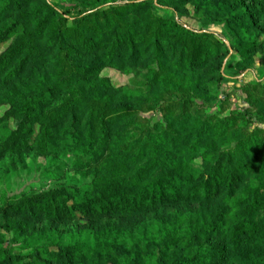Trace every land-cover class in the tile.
Masks as SVG:
<instances>
[{"label": "rangeland", "instance_id": "1", "mask_svg": "<svg viewBox=\"0 0 264 264\" xmlns=\"http://www.w3.org/2000/svg\"><path fill=\"white\" fill-rule=\"evenodd\" d=\"M222 1L32 0L15 9L13 0H0L6 20L20 17L30 30L44 15L51 29L37 40L35 60L17 76L0 78V221L5 205L23 194L63 189L70 204L81 201L79 190L134 174L124 155L137 157L141 146L165 145L170 136L179 143V159L170 166L180 174L219 165L244 185L264 188V2L245 0L244 21L241 5ZM43 4L54 10L37 11ZM173 27L195 35L188 50L183 44L190 38L177 43ZM131 34L135 54L127 46ZM14 39L0 42V55ZM10 90L49 91L41 124L56 120L59 107L64 119L44 132L7 117L10 105L2 101ZM120 106L128 109L114 112ZM91 119L95 131L107 124L104 154L84 143ZM226 194L135 216H8L0 244L11 253V264H125L123 255L110 250L122 243L128 260L136 258L132 247L139 244L140 264L169 263L189 242L187 215L217 211ZM261 244L256 239L221 264H264L254 253Z\"/></svg>", "mask_w": 264, "mask_h": 264}, {"label": "trees", "instance_id": "2", "mask_svg": "<svg viewBox=\"0 0 264 264\" xmlns=\"http://www.w3.org/2000/svg\"><path fill=\"white\" fill-rule=\"evenodd\" d=\"M13 1V8L17 9L22 4H29L32 0ZM228 1L223 0L222 2L226 4ZM234 1L247 12L244 15V21H247L249 11H247L245 0ZM47 9H50L51 12L54 10L48 4L36 7L37 11ZM32 23L33 27L29 30L20 17L6 20L5 14L0 10V42L12 36H15L16 39L10 48L0 55V78L3 74L6 79L21 73L29 62L36 59L37 55L35 56V54H39L36 53V49L41 51L37 40L51 34L49 16L42 15L40 19ZM173 29H175L174 35L177 43H182L185 39L190 38V40L187 39L189 43L183 44L184 49L188 50L189 44H194L195 35L189 34L185 29L178 30L177 27H173ZM133 32L135 31L133 30ZM132 37H134L133 34L131 37L127 35L126 41L128 48L134 52L132 54H135L138 52V45L134 43ZM49 40L52 42L54 37L47 40L45 44L47 47ZM159 40L160 36L158 35L157 44H159ZM50 47L52 46L50 45ZM194 48L195 45L192 46L193 50ZM207 59L208 56L205 60ZM219 65H223V59L220 60ZM220 76L222 77L221 73ZM2 102H7L10 105L6 113L7 117L23 118L22 120L29 121L28 128L30 129L39 125L40 131L47 132L48 128L54 129V123H60L64 119L63 107H59L58 115L54 116L56 120L46 121L44 126L41 124L42 112L51 104L49 91H31L29 95H23L16 90H10ZM126 109H128L127 106H120L114 112L119 114ZM89 123L88 140L84 143L96 144L99 154H104L108 142L107 124L102 121L101 129L95 131L93 119ZM24 134L27 133L24 131ZM158 144L156 142L147 145L150 150L149 154L147 146L143 149L141 146L137 157L124 155L121 160L126 165L129 162L134 165V174L107 177L94 183L88 190H79L77 194L79 198H82L81 201L76 198L70 204L63 189H50L41 193L23 194L21 197H17L15 201L6 204L2 210L0 232L4 229L8 231L9 222L6 220L9 219L8 216L26 217L30 220L38 218L70 220L78 214L85 217L135 216L171 204L208 202L219 198L218 196L222 192L227 191L225 204L217 211L187 215L190 222L189 242L183 243L185 246L177 258L169 263L161 261L160 264H221L229 262L231 257L239 256L237 255L239 251H247L256 239L262 243L254 252L256 260L261 263L260 261L264 260V216L260 217L259 214L260 207L264 204V188L244 185L239 177L225 173V169L219 165H205L201 169L192 168L180 174L170 166L176 158L179 159V143L176 138L170 136L167 144L162 146L160 142ZM81 145L83 146V143ZM89 148H92V145ZM94 153L90 154L94 156ZM144 155V159L140 158ZM261 226L263 227L261 228ZM117 237H119L118 234ZM31 239H33L32 236L27 237L28 241ZM147 244H149L148 241ZM121 245L126 244L122 243ZM121 245H112L110 250H113L114 254L123 255L126 258L125 264L142 263L139 244L136 249L134 246L132 247L137 254L136 258L131 260H128ZM149 247L150 245H147V248ZM207 253H209V259L206 256ZM12 260L11 253L7 252L0 244V264H11Z\"/></svg>", "mask_w": 264, "mask_h": 264}]
</instances>
